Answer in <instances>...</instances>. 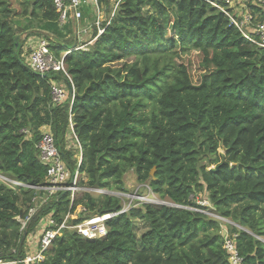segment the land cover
<instances>
[{
	"label": "trees",
	"instance_id": "16d2710c",
	"mask_svg": "<svg viewBox=\"0 0 264 264\" xmlns=\"http://www.w3.org/2000/svg\"><path fill=\"white\" fill-rule=\"evenodd\" d=\"M113 1L97 0L107 18ZM249 10L264 23V3H249ZM57 15L53 0H0V173L30 186L45 183L35 148L43 127L74 170L65 148L71 122L83 151L81 185L124 192L123 177L133 170L170 205L131 206L106 220L101 238L63 229L38 264H229L222 227L237 234L244 264H264V47L207 0H120L94 43L64 56L74 97L55 105L50 80L62 74L32 71L22 34L46 37L59 58L73 39H64ZM32 21L49 33L30 28ZM33 194L0 182L3 260L23 256L17 217L26 218ZM203 194L208 205L198 201ZM79 207L86 212L74 224L117 212L122 201L86 191L72 204L68 194L52 197L26 234L48 213L60 222ZM135 219L147 224L140 237Z\"/></svg>",
	"mask_w": 264,
	"mask_h": 264
},
{
	"label": "built area",
	"instance_id": "2783aa9c",
	"mask_svg": "<svg viewBox=\"0 0 264 264\" xmlns=\"http://www.w3.org/2000/svg\"><path fill=\"white\" fill-rule=\"evenodd\" d=\"M120 0L114 2V6L110 16L107 18L104 7L98 5L97 0H53L54 8L57 12V23L59 26L65 23L72 22L74 27L73 44L66 49V51L59 57H55L49 48V40L46 37H39L36 39H28V46L23 51V57L28 67L40 74L47 73H61L62 77L59 79H51V99L53 104H62L70 98V104L74 97V86L72 80L67 73L64 63V56L72 50L87 49V47L94 43L98 36L104 31L102 24L110 23L114 11ZM211 5L217 7L224 12L230 20L243 33L244 37L252 41L260 47H264V23H258L254 27H248L247 23L254 21V16L249 14L250 19L245 21L236 20L235 13H231L229 5L233 0H207ZM257 4L264 3V0H255ZM93 7V20L87 21L84 19L83 9L87 6ZM232 8V7H230ZM84 20V21H83ZM94 31H96L94 34ZM86 37H90L85 39ZM37 150V157L40 163L46 166L45 183L38 186H30L21 181L0 173V182L11 189L19 187H28L34 189V194L31 198V206L28 209V214L25 219L20 220L21 231L28 227L33 216L37 213L39 208L46 204L52 197L58 198L61 193L68 194L70 204L73 203L74 198L80 192L93 191L98 195L109 194L121 198L125 196L121 193L111 192L103 188L87 187L80 184L83 176L80 172V165L82 162V145L73 130V124L70 122L69 129L65 138V148L72 152L71 159L75 160V168L71 170L63 159L60 153L56 138L51 131L42 132L40 139L35 143ZM128 196V195H127ZM130 197V196H129ZM132 198L140 199L141 197L133 196ZM143 203L155 204L159 202L156 199L142 197ZM205 204L206 202H201ZM158 204V203H157ZM130 207L122 204V208L113 213H106L103 215H93L84 217L78 223H72L70 220L75 219L80 213L86 212L85 207H79L73 212H68L64 218L57 222L53 218V212L43 216L36 226L33 234L26 235L23 245V256L15 261H6L0 258V264H38L45 258V252L49 249L55 237L63 231L68 229L81 235L83 238L96 239L104 237L108 233L106 220L123 212H126ZM212 217L221 221L222 216L207 212ZM226 222V221H223ZM223 245L222 248L227 254L229 264H244V258L239 254L236 247L235 238L236 233L230 234L224 227H222ZM12 252L15 253V250Z\"/></svg>",
	"mask_w": 264,
	"mask_h": 264
},
{
	"label": "rangeland",
	"instance_id": "374dc122",
	"mask_svg": "<svg viewBox=\"0 0 264 264\" xmlns=\"http://www.w3.org/2000/svg\"><path fill=\"white\" fill-rule=\"evenodd\" d=\"M249 3L257 4L255 2V0H233L231 2V4L228 7H229V9H231L232 12L235 13L236 20L245 21L246 19H250L249 18L250 16L248 14V13H251L249 10ZM230 7H232V8H230ZM104 10L107 13L106 7L104 8ZM258 23L259 22L252 20V23H250V24L247 23L245 25V27L246 26L254 27ZM58 29L60 30V33L63 35L64 39L69 40V38L71 36H74V27H73V25H71L69 23H65L64 25H61V26L58 25ZM88 38H90V37H86L85 39H88ZM219 151L224 152V149L219 148ZM209 168H214V166L211 165V166H209ZM123 182H124V187L126 188V191L123 192V191L111 190V192H117V193H121V194L125 195V196L121 197L122 204L128 205L129 207L138 206L139 204H143V202H146V201H143L142 197H148L150 199H156L159 201V202H157L158 204L159 203H161V204L162 203H168L167 201L160 199L156 194L151 192L146 184H139L136 181V176H135L133 170H129L125 173V175L123 177ZM89 193H91L94 196L98 195L97 193H95L93 191H90ZM135 195L138 197H141V198L137 199V200H136V198H132ZM198 201L200 203L205 201L206 203L203 205H208V201L206 200L204 194L201 196L198 195ZM157 203H155V204H157ZM168 204H170V203H168ZM208 211L209 210H207V212ZM210 213H212V212H210ZM222 220L226 221L228 223H233L232 221H230L227 218H222ZM146 228H147V224L143 220H140V219L134 220L133 231L137 237H140Z\"/></svg>",
	"mask_w": 264,
	"mask_h": 264
},
{
	"label": "crops",
	"instance_id": "0c3cea01",
	"mask_svg": "<svg viewBox=\"0 0 264 264\" xmlns=\"http://www.w3.org/2000/svg\"><path fill=\"white\" fill-rule=\"evenodd\" d=\"M83 13H84V19L85 20H87V21H92L93 20V18H94V16H93V7L91 5L85 7L83 9ZM38 24H40V25H38ZM69 24L73 25L72 22H69ZM31 25L32 26H30V28L34 27V28H37V30H38V27L40 26L39 29H42L41 31H43L44 33H49L48 28L44 27L42 22H38V21L34 22V21H32ZM26 35H27L26 32H24L22 34V38H24L23 49H25L28 46V42H29L28 39H36V38H39V37H43V36L39 35V33L38 34H31L27 38H26ZM71 38L73 39L72 36L69 39H71ZM47 131H50L49 127H43L42 128V132H47Z\"/></svg>",
	"mask_w": 264,
	"mask_h": 264
},
{
	"label": "water",
	"instance_id": "95a60500",
	"mask_svg": "<svg viewBox=\"0 0 264 264\" xmlns=\"http://www.w3.org/2000/svg\"><path fill=\"white\" fill-rule=\"evenodd\" d=\"M17 47H18V37H15V49H17ZM47 74H44L43 76H46ZM217 168L218 167H216L215 168V171L217 170ZM210 170H213V168H209ZM154 171H155V167H153L151 170H150V175L151 176H153V174H154ZM63 196V193H61L60 195H59V197L58 198H60V197H62ZM159 204H161V203H159ZM162 204H166V205H170V204H168V203H162ZM26 231L25 230H23L22 231V235H21V238H20V245L22 246V244H23V242H24V240H25V238H26Z\"/></svg>",
	"mask_w": 264,
	"mask_h": 264
}]
</instances>
